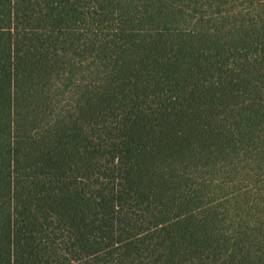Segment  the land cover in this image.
<instances>
[{"label":"trees","instance_id":"trees-1","mask_svg":"<svg viewBox=\"0 0 264 264\" xmlns=\"http://www.w3.org/2000/svg\"><path fill=\"white\" fill-rule=\"evenodd\" d=\"M0 264H264V0H0Z\"/></svg>","mask_w":264,"mask_h":264}]
</instances>
